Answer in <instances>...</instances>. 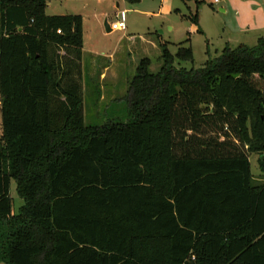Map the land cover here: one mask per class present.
Returning <instances> with one entry per match:
<instances>
[{
  "label": "trees",
  "instance_id": "obj_1",
  "mask_svg": "<svg viewBox=\"0 0 264 264\" xmlns=\"http://www.w3.org/2000/svg\"><path fill=\"white\" fill-rule=\"evenodd\" d=\"M53 1L0 0V264H264L249 158L264 154V36L200 68L191 44L161 42L160 72L143 59L121 99L127 120L93 126L84 20L47 15ZM58 48L77 57L60 65Z\"/></svg>",
  "mask_w": 264,
  "mask_h": 264
},
{
  "label": "rangeland",
  "instance_id": "obj_2",
  "mask_svg": "<svg viewBox=\"0 0 264 264\" xmlns=\"http://www.w3.org/2000/svg\"><path fill=\"white\" fill-rule=\"evenodd\" d=\"M110 1L109 3L121 4L122 8L121 11L124 9L132 10L129 11L127 24L130 27L132 20L135 23L140 22L144 19L145 22L148 20L151 21L149 24H153L151 29L153 32H157V34H161L165 41L168 42L169 50L173 54H176L178 51L179 45H188L191 44L193 51L195 52V60L194 64L186 63L185 67H195L200 68L204 65L205 61L211 57H218L222 53V49L225 46H229L230 48H236L240 46V44L247 45L249 47H254L257 45L258 39L261 36H264V0H255L253 5H256L257 8L251 12L250 9L251 4L248 3L245 5L244 11L242 13V17L247 16V22L240 26L239 31H236V34L233 32L230 26H226L223 30L217 31L214 28V24L218 23V19L221 22H226L228 25L229 21L224 18V15L221 12V6L215 5V0H198L200 3L196 2V0H165L166 3L163 5V0H138L134 3H128L125 0H106ZM238 0H232V9L231 12L234 13L239 7L237 6ZM99 0H94L91 4L95 8L99 9L105 5V3H98ZM108 3V4H109ZM61 2H58L60 5ZM164 7V11H169V16L166 18H149L143 17L140 14L135 13L136 9H140L141 11H154L157 12L158 8ZM80 4L78 2H69L64 4L63 9L65 11H75L78 9ZM62 11V10H60ZM64 11V10H63ZM52 11H49L51 13ZM199 15V25H195L192 21V15ZM254 14V16H253ZM110 17V16H109ZM235 17V15H233ZM254 17V19H253ZM229 18V17H228ZM237 18V17H236ZM111 23L115 17L109 18ZM90 21L87 22L86 28V36L87 39L90 38L94 41V48L101 49L106 47L107 49H113V46L117 44L119 40L120 33L119 32H112V34H105V27L104 22L102 25L97 23L98 20L89 19ZM105 21V20H104ZM228 21V22H227ZM167 24H170L174 27V30H169L167 28ZM162 26V27H159ZM232 27V26H231ZM198 28L201 31L205 32V34H199ZM156 30V31H155ZM90 32H93L90 34ZM162 32V33H161ZM141 33V32H140ZM219 33V34H218ZM188 39H190V43H188ZM98 44H100L98 46ZM109 51V50H108ZM55 61L58 64H63L65 59H75L77 56L72 52L66 54V51L62 49H57L54 51ZM104 52V51H103ZM132 54L130 58L120 59L121 55H117L116 63L113 62L112 67H118V74L115 75L113 78L108 79L106 82L107 87L106 89L104 83H99V76L98 70L104 66L108 59H106L103 53H100L99 57L89 60L85 59V67L88 69L87 71L90 73V68H92V75L88 74L86 79L83 78V90H84V118L85 123L88 125H101L106 123L107 121L112 120H120L125 121L127 120V110L125 107V103L121 100L126 95L128 91V82H131L132 78L136 74V67L143 59H151V67L150 70L153 73L160 72L161 62L160 57L161 55L156 54L154 51H150L147 54L146 51L140 49H134L131 51ZM83 54V52H82ZM119 59V61H118ZM83 61H84V54L82 60V72H83ZM129 62V64H128ZM127 65V68L125 64ZM92 64V66H91ZM84 75V72H83ZM109 84V85H108ZM104 88V89H103ZM113 92L114 98H109V92ZM99 94H106L108 97L105 100H101L98 98ZM0 123H1V111H0ZM251 161V174L254 176L256 180L262 181L264 179V172L262 171L261 164L264 162V154H251L249 156ZM11 196L14 201V208L13 210L16 212L24 202L18 197L16 192V183L12 182L11 187Z\"/></svg>",
  "mask_w": 264,
  "mask_h": 264
},
{
  "label": "crops",
  "instance_id": "obj_3",
  "mask_svg": "<svg viewBox=\"0 0 264 264\" xmlns=\"http://www.w3.org/2000/svg\"><path fill=\"white\" fill-rule=\"evenodd\" d=\"M72 1H76L80 4V7L78 9H75V11H65V9H63L64 4H67L69 2ZM94 0H55L51 3H49L47 5L46 8V14L49 16H57V15H80L83 20V36H84V46H83V54H84V61H83V72H84V78L86 79L87 75L90 74L92 75V68H90V73L87 71L88 69H86L85 67V59H89L90 61L99 57L100 53H103L104 56H106L105 58L109 60V62L107 61V63L102 66V68H100L98 70V76H99V83H104V86L106 84V82L108 81V79L113 78L115 75L118 74V67H114L115 64H113V62L116 63L117 61V55L119 54V56L121 55L120 59H125L130 58L131 54H132V50L134 49H140L143 51H146V53H149L150 51H154L156 54H159L162 56V52H161V42H167L165 41L164 37L161 34H157V32H153L151 29V26L153 24H149L151 21H147L145 22L144 19H142L140 22L135 23L133 20L130 24V27L127 24V18L128 15L131 14L129 13L130 10H132V8H130V10L128 11V9H124L122 11H126V15L125 17V21H126V30L125 31H116L120 33L119 36V40L117 42V44H115L113 46V49H107L106 47H103L102 50L98 49V48H94V41L91 39V36L89 39H87L86 36V28H87V22H89L91 19V17H93V19L98 20L97 23L99 25H102V23L104 22V27H105V34H112L111 30H110V17H115V19H113L112 22L116 21L117 19V15L122 18V11H121V4L117 3L115 4V2L113 3H109L110 1H106V2H102L101 0H99L98 3H105L104 6H102L99 11L97 8H95L92 2ZM114 1V0H113ZM129 3L128 0H125ZM58 2H61L60 5H58ZM224 2V1H223ZM222 2V3H223ZM232 0H226L223 4V6H221V12L224 15L223 19L228 20L227 22L229 23L228 25L226 24V22H221L219 19L217 21H219L217 24H214V28H216L217 31H221L223 30L226 26H230V28H232V30H234L233 32L236 34V31H239L240 26L245 24L247 22V16L242 17V13L244 11L245 5L250 3L251 7L250 9L251 12L254 11L256 7V5H253L255 3V0H238L236 5L238 7V9L236 11L231 12L232 9V4H231ZM109 3V4H108ZM163 5H165L166 1L163 0ZM62 10V11H60ZM64 10V11H63ZM164 7H160L158 8L157 12L154 11H141L140 9H136L137 14L142 15L143 17H146V19L149 18H166V16H169L168 14H170V8L169 11H164ZM49 11H52L51 13H49ZM233 11V9H232ZM198 14V13H197ZM233 15H235V17H233ZM110 16V17H109ZM254 16V14H253ZM229 17V18H228ZM237 17V18H236ZM254 19V17H253ZM105 20V21H104ZM108 22V27L106 29V24ZM232 26V27H231ZM162 27V26H159ZM167 28L171 31L174 30V27L170 24H167ZM199 29V28H198ZM201 30V29H200ZM156 31V30H155ZM141 32V33H140ZM93 32H90V34H92ZM162 33V32H161ZM201 33L205 34V32L201 31ZM200 34V33H199ZM219 34V33H218ZM100 44H98L99 46ZM109 50V51H108ZM104 51V52H103ZM119 61V59H118ZM113 64V67H112ZM129 64V62H128ZM126 66V63L123 64ZM92 66V64H91ZM93 67V66H92ZM137 68V67H136ZM88 72V74H87ZM94 75V73H93ZM109 85V84H108ZM128 86H129V82H128ZM111 87V86H110ZM110 87H107V84L105 86L106 89H109ZM104 89V88H103ZM128 89V88H127ZM109 98H114V94L113 92H109ZM108 97L106 96V94H101V100H105ZM251 163V161H250ZM254 182L256 183V185H261L262 183H264V179L262 181L256 180L254 178Z\"/></svg>",
  "mask_w": 264,
  "mask_h": 264
},
{
  "label": "built area",
  "instance_id": "obj_4",
  "mask_svg": "<svg viewBox=\"0 0 264 264\" xmlns=\"http://www.w3.org/2000/svg\"><path fill=\"white\" fill-rule=\"evenodd\" d=\"M224 0H215L214 4L215 5H220ZM126 11H122V18H120L118 15L116 16L117 19L116 21L112 22L110 24V30L111 32H115V31H125L126 30V21H125V15H126ZM61 31H58V33H60Z\"/></svg>",
  "mask_w": 264,
  "mask_h": 264
},
{
  "label": "water",
  "instance_id": "obj_5",
  "mask_svg": "<svg viewBox=\"0 0 264 264\" xmlns=\"http://www.w3.org/2000/svg\"><path fill=\"white\" fill-rule=\"evenodd\" d=\"M107 27H108V22H107V24H106V29H107Z\"/></svg>",
  "mask_w": 264,
  "mask_h": 264
}]
</instances>
